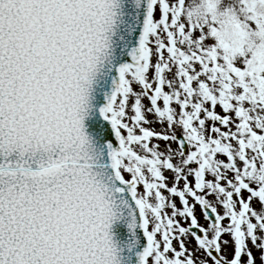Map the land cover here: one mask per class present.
<instances>
[{"label": "snow or ice", "instance_id": "obj_1", "mask_svg": "<svg viewBox=\"0 0 264 264\" xmlns=\"http://www.w3.org/2000/svg\"><path fill=\"white\" fill-rule=\"evenodd\" d=\"M0 264H264V0H0Z\"/></svg>", "mask_w": 264, "mask_h": 264}]
</instances>
